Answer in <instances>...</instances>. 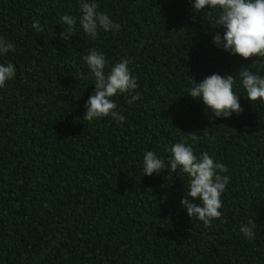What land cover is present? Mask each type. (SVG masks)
Masks as SVG:
<instances>
[{
	"label": "trees",
	"instance_id": "obj_1",
	"mask_svg": "<svg viewBox=\"0 0 264 264\" xmlns=\"http://www.w3.org/2000/svg\"><path fill=\"white\" fill-rule=\"evenodd\" d=\"M96 2L120 31L92 39L76 26L64 41L60 17L78 15L77 0H0V36L15 44L0 62L17 67L0 89V264H264V104L241 96L240 114L210 119L186 94L191 77L255 71L254 58L215 48L214 14L189 0ZM93 48L131 58L141 99L114 97L123 124L83 118ZM181 138L231 176L209 226L181 207L183 174L141 171L145 150L164 158ZM249 218L256 236L244 240Z\"/></svg>",
	"mask_w": 264,
	"mask_h": 264
},
{
	"label": "clouds",
	"instance_id": "obj_2",
	"mask_svg": "<svg viewBox=\"0 0 264 264\" xmlns=\"http://www.w3.org/2000/svg\"><path fill=\"white\" fill-rule=\"evenodd\" d=\"M195 15L211 11L218 31L210 32L212 45L230 56H238L256 66L253 71L248 65L235 73H212L197 82L191 77L189 91L193 100L204 106L210 119H228L240 114L241 96L252 104H264V0H189ZM78 15L63 14L61 25L65 26L60 38L69 41L78 28L88 37L95 39L101 30L105 33L120 31L121 25L111 16L99 10L96 0H77ZM32 29L42 31L40 21L33 20ZM15 51V44L0 36V58ZM94 90L84 103L83 118L99 122L110 117L118 125L127 117L118 109L114 97L128 94L130 105L141 99L138 77L130 68L131 58L127 55L118 61L109 62L105 53L90 49L83 56ZM17 75V67L11 60L0 62V89L5 88ZM237 89L243 90V95ZM168 155L162 158L156 151L145 150L141 162L143 176L160 175L166 169L177 171L185 177L181 207L188 217L209 226L222 218V196L231 182L227 166L208 152L197 154L185 138L179 139L166 149ZM255 223L248 219L241 223L239 232L244 240L256 236Z\"/></svg>",
	"mask_w": 264,
	"mask_h": 264
}]
</instances>
